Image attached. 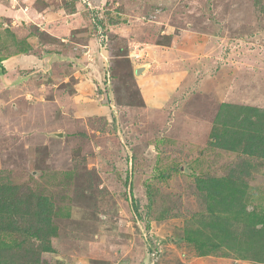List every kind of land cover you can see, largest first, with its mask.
I'll return each instance as SVG.
<instances>
[{"label":"rangeland","instance_id":"1","mask_svg":"<svg viewBox=\"0 0 264 264\" xmlns=\"http://www.w3.org/2000/svg\"><path fill=\"white\" fill-rule=\"evenodd\" d=\"M0 195L4 264H264V0H0Z\"/></svg>","mask_w":264,"mask_h":264},{"label":"trees","instance_id":"2","mask_svg":"<svg viewBox=\"0 0 264 264\" xmlns=\"http://www.w3.org/2000/svg\"><path fill=\"white\" fill-rule=\"evenodd\" d=\"M128 62V61H127ZM233 120H236V117L233 118ZM242 124L244 123L241 122ZM217 142V139H216ZM239 144V142H234L233 139L231 141L229 140H223V142L221 143L220 146H222L221 148L227 149V150H235L236 146ZM237 149V148H236ZM243 153L246 154H250V151H248L247 147L244 148V150H242ZM209 183V186L211 189H213L214 194L216 195V197H219V204L220 206L218 208L222 209H227L230 210L227 213H230L231 215H234V212L232 211L233 206L231 205L232 202H237L236 197H237V193H239V189L237 188L236 184L233 182H230V180L226 181L224 179H218L216 181H213V179H209L208 181L205 182ZM207 190H209V187H207ZM211 191L209 190L208 193H210ZM212 195V194H211ZM1 196V195H0ZM7 202L5 201L4 197H0V218H4V215L6 214L7 211ZM6 210V211H5ZM48 210V208L45 207V204H41L40 209H38L37 211H39L40 213H45L44 211ZM3 212V213H2ZM239 212V211H237ZM236 212V213H237ZM39 213V214H40ZM239 214V213H237ZM7 215V214H6ZM247 224L245 225L246 228L248 229V233H249V237L250 240H246L244 243L242 242H234L233 246L231 247L232 250H236V252L241 253V256L244 257L248 252H252V253H264V219L263 218H259L256 215H254L253 212H249L247 214ZM6 217V216H5ZM47 222V221H46ZM48 222L45 224L47 226H43V227H49L48 226ZM255 225H260V228H256L254 229ZM251 226V228H249ZM225 227L220 228V231H223ZM15 230V227L12 225H7L6 228L3 227L1 229L0 226V232L4 233V232H11ZM3 231V232H2ZM40 235V241L45 242V236L47 234H50L51 231L48 232V229L45 230L42 227L37 231ZM248 233L246 235V237H248ZM33 238H37V235H33ZM197 248L200 252H202V250L205 247L204 243H196ZM205 250V249H204ZM205 252V251H203ZM206 255L205 253L202 254ZM2 262H0L1 264ZM4 264V263H2Z\"/></svg>","mask_w":264,"mask_h":264},{"label":"crops","instance_id":"3","mask_svg":"<svg viewBox=\"0 0 264 264\" xmlns=\"http://www.w3.org/2000/svg\"><path fill=\"white\" fill-rule=\"evenodd\" d=\"M60 14H61L60 12H57L56 14L54 13L51 16H47L46 14H40V15H37L36 14V16H33V17L31 16V17L33 19L35 18L37 20H40V18H41V20H44V21H46V19H48V21H49V19L52 18L53 21H49V22L50 23H53L55 26H53L52 24L51 25H46V24L43 25L44 26L43 30H46L47 32H51V29H55V28H59L60 29V32L62 34H64L65 32H67L68 29L69 30H73V28H75V26L73 25L74 24V21H72V19H71V16H73V15H70L69 14L70 17L68 19H66L64 21L61 19V21H59L60 18L57 19V17H61V16H59ZM41 22H42L41 24H43V21H41ZM63 23H65V24H63ZM58 24H60L59 27L56 26Z\"/></svg>","mask_w":264,"mask_h":264},{"label":"water","instance_id":"4","mask_svg":"<svg viewBox=\"0 0 264 264\" xmlns=\"http://www.w3.org/2000/svg\"><path fill=\"white\" fill-rule=\"evenodd\" d=\"M137 73H138V70H137Z\"/></svg>","mask_w":264,"mask_h":264}]
</instances>
